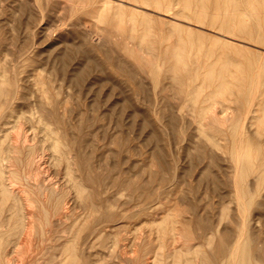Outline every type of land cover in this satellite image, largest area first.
<instances>
[{
  "label": "bare ground",
  "instance_id": "6f19581e",
  "mask_svg": "<svg viewBox=\"0 0 264 264\" xmlns=\"http://www.w3.org/2000/svg\"><path fill=\"white\" fill-rule=\"evenodd\" d=\"M41 3H43V0H33V6L38 10L37 12H42ZM68 5L70 11L72 10L71 13L77 11L79 13L80 11V13H84L92 18L95 28L102 30L101 37L109 45H112V49L110 51L109 49L107 50L108 53L106 54L105 61L110 64H116L115 67L123 71L124 81L129 87L127 89L130 94H127L126 97L130 104L134 106L141 105V101L137 97L141 91L147 94L146 98L149 100V106L156 107L159 103L163 106L174 105L176 107V110H174L177 112L187 111L188 116H185L191 120L188 127L194 121L193 125L197 128L199 135L196 134V136L198 138L201 137L200 140H203L204 147L208 146L206 149L214 148L212 150L215 152V148L222 149L228 147L226 153H228L229 165L225 164V166H228V169L224 167L226 178L223 183L228 186L230 198L229 203H225V205H232V207H230L231 205L229 206V210L233 208L232 213L229 214L228 207L225 205L224 207L221 206L223 208H220V212L217 211L218 213H216L215 209L217 206L214 209V205H210L211 207H208L209 211L206 214L203 209L207 208V201L204 203L199 199L200 202L197 204L193 202L196 211H198V213L194 211L196 214H192L193 217L195 216L194 221L197 227V234L191 233V230L189 231L187 228L182 231L180 230V233L173 225L163 224L162 226H158V231L162 230L159 233H164V235L161 234L162 237L159 236L161 237L160 239L163 238L160 241L162 242L160 243L162 244V246L160 245L162 248L160 247L161 250L159 252L157 250V252L154 251L153 253L155 255L159 253V259H154L155 255L153 256L150 253L151 257L145 255V257L142 256L140 258V256V259L138 258L140 264H264V249L261 247L264 246V243L261 246L259 243L255 245L254 235L253 237L251 235V231L253 232V230L250 231L251 213L255 208L264 207V200L258 199L262 188L264 190V60H260L259 55L255 54L253 55L254 57L250 58L230 59V57L226 56V53L225 55L223 54V51L220 54V48H215V45L219 43V47L231 50L232 47H235V44L224 39H219L217 36L214 37V35L210 37L208 34H205V36L199 31L192 30L187 26L184 27V25L182 26L176 22L165 20L161 16L164 15L172 19L184 20L183 22L186 21V23L187 21L190 23L196 22L197 25L209 26L215 29L217 33L229 38H237L238 41L239 39L245 40L247 42L242 41L245 43L252 41L256 44L264 45V0H83V2L80 1L79 3L72 1ZM140 8L151 9L161 14V17H151L150 14ZM162 24L171 26L173 32L177 31L175 32L176 35L173 32L171 33V31L164 32L158 26ZM29 32L26 34L23 32V34L27 35ZM112 33H114L113 36ZM46 34L45 36H47ZM83 35L79 46H70L68 43L69 46L66 45L67 48L64 47V49L66 48L65 50L61 52L59 50L56 54L58 55L57 58L61 59L64 63L68 60L69 63L75 55L85 56V58H81L86 59L84 60L87 65L85 67L90 70L96 66L95 62L97 61L93 57L94 48L88 44L87 32ZM61 36L64 35L62 34ZM13 38L12 40H14ZM46 38L49 39L48 37ZM57 38H59L58 35ZM194 38L198 39V41L193 44L191 41ZM7 39L0 36V264H106L105 262L108 260L103 255L106 254L107 256L108 252H111L109 254L112 255L115 251H118L116 247L124 245L119 243L122 238L120 237L119 239L118 236L120 234H116L117 236H115L113 232V241L111 240V248L113 250L110 251V247L108 250L106 247L109 234L107 228H114L112 231H118L117 233H119L122 230L118 228L120 222L124 223L125 218H131L134 215L136 216V214L147 212L148 207L141 206L139 209L136 207L139 211L131 213H128L123 207L122 209L125 213H121L120 206L118 207L119 209L117 208L119 211L116 209L119 202H117L118 194L122 190V187L121 190L119 189L121 181L115 177L114 169H116V165L114 163L110 168L106 166V169L102 168L100 150L102 147L107 150L108 146L111 151L116 153L119 146H116V142L113 139L114 136L112 138L110 136L109 138L107 137L109 141L107 140L108 144L106 143V147L104 146L105 144L101 145L102 141L100 142L99 133L102 132L100 130L103 128V125H99L100 120L94 115L97 113H92L94 111L92 103L95 102L90 101L91 105L88 106L86 101V103L82 102L83 100L81 101L78 94L82 92L83 87L82 89L79 87L81 89L79 93L75 89L77 96L71 93L74 90H66L63 84H67L69 81L64 79L67 82L63 84H61L62 82L56 83L57 80L50 77V72L44 66L47 64V60L44 59L45 63L41 60L42 57L38 58L39 54L35 50H31L33 46L31 49L29 46H27L28 48H23L24 45H21L22 48L21 46H19L20 48H16ZM24 39L22 40L23 44L25 42ZM31 39L29 41H32ZM201 39H207L210 42L213 40V47L208 48L206 44L202 43ZM36 40L38 41V39ZM187 40L189 41L187 42ZM18 42L20 43V41ZM63 42L60 43L63 44ZM36 46L38 47L39 45L37 44ZM94 56L96 57V54ZM76 58L74 59H79ZM106 65L105 67H108V64ZM46 66L48 68V64ZM80 69L85 70L82 67ZM86 72L89 73V71ZM79 81L83 80L79 79ZM85 87L89 89L87 86ZM112 88L113 86L111 90H113ZM127 89L125 88L124 90L128 91ZM96 91H100V88L99 90L96 89ZM93 92L90 91V93ZM96 94L98 95V93ZM101 95L103 96V94ZM233 101L236 104H232L233 109L228 110ZM217 105H220V108L225 107L226 110L223 109L226 115L229 113L226 111L233 110V115L231 117L227 115V117L220 112L221 115H219L221 117L217 116V113H215ZM144 106L145 104L143 108ZM88 107L92 109H90L92 112L89 111ZM109 108L105 110L110 111ZM146 108L145 111H150V107ZM151 113L155 115L154 112ZM150 114L147 112L145 115L148 120L152 119V114ZM172 114L171 117L175 115ZM145 117L144 120H146ZM182 118L180 117V120ZM165 119H170V117L167 118L165 116ZM175 119H178V117ZM110 120L112 121V118ZM195 121H197V124ZM245 121H247V124ZM153 123L155 122L153 121ZM156 123L154 126H157ZM219 123H225L227 127L221 130L218 125L224 127L225 124ZM164 124L162 125L165 126ZM173 124L175 123L173 122ZM179 124L181 123L179 122ZM183 124L185 125L186 122H183ZM247 125L251 129L252 134L250 133V135V131L247 132L248 134L246 133V129H248L246 128ZM251 125H254V129L249 127ZM156 128L154 127L153 129ZM158 128L161 127L158 126ZM109 129L103 131L104 140L105 131ZM162 130L164 129L162 128ZM169 132H172V130ZM188 132L191 133L190 131ZM163 134L165 136V133L162 131ZM222 137H225L224 139H227L228 143H221ZM157 138L158 136L154 139ZM195 139H193V142H195ZM193 144L196 146L197 143ZM187 146L189 145L187 144ZM197 146L196 149L199 151ZM180 149H178L179 152L181 151ZM122 151L125 153L127 150H124L123 147ZM104 153L106 155L105 151ZM187 153L192 154L190 151ZM196 153H194L193 157L199 154V152L198 154ZM131 154L129 155L131 156ZM191 154L189 155L191 156ZM207 154L210 155L208 152ZM115 155L117 157V154ZM132 155H135V153ZM179 155L181 157V154ZM111 156L113 155L111 154ZM115 157L112 158L115 160ZM214 158H216L215 160L219 159L217 157ZM105 159L107 157L103 161ZM159 159L156 161H159ZM167 159H163V162ZM196 159L198 160L197 157ZM196 159L195 157L193 158L194 161ZM200 159L202 158H199V161H201ZM160 161L162 162V159ZM121 162L123 163L122 160ZM122 163L119 164L123 165ZM156 164L153 165L158 166ZM153 165L151 166L153 167ZM131 167L134 166L131 165ZM197 167L199 168L200 166L197 165ZM151 168H148V171ZM118 169L120 170V168ZM157 169L159 168L157 167ZM202 170H206V167ZM150 172H148V176L143 175L149 178ZM174 172L169 173L172 174ZM160 175L159 178L161 179ZM174 175L172 174V176ZM172 176L170 177L171 179ZM183 177L185 178L186 176ZM163 178L164 176L162 177L164 184L171 180L169 178L167 180L165 176L167 180L165 183V178ZM250 178H252L253 184L249 183ZM188 181L186 180V184ZM122 183H125L132 191L145 188L142 184L130 182L128 179H124ZM168 184L169 182L167 186L170 185ZM117 185V191H120L116 194L113 190H115L114 188ZM150 189L140 194L144 204L150 203L151 200H154L153 198L160 197V193L163 190L160 189L161 191L157 192L158 188L157 191L154 190L155 192H152ZM166 190L168 191V189ZM192 190H195V188ZM122 194L125 196L127 193L124 194L122 192ZM170 194H173V192ZM189 194L187 197H189ZM128 197L127 195L125 200L129 202L130 197L129 199ZM215 199L217 200L218 198ZM204 200H206V197ZM212 201L214 202V199ZM212 201L209 203L211 204ZM125 204L127 205V202ZM77 205L84 208L82 212L74 211V207H77ZM124 208L126 209V206ZM200 209L204 212L203 214ZM189 213L191 214V212ZM188 216L190 217L189 214ZM188 216L184 215V218L186 217L187 219ZM184 218L182 219V224L183 220H185ZM122 219L124 221H121ZM192 221L191 217L189 221L188 219L185 220L181 229H184L187 224L191 229V225L189 224ZM254 226L256 227V225ZM192 229H194V226ZM146 235L150 236V234ZM165 235L170 238L169 241L171 240L167 244L168 247L167 245L164 246L166 243H164ZM137 237L139 236H136V240ZM109 238L112 239L110 236ZM146 240L143 239V242H146ZM122 241L123 239L121 243ZM135 242L137 241L133 243ZM140 243L142 244V240ZM150 245L148 247H151ZM166 247L167 249H165ZM106 248L108 252H106ZM90 254H95V256L92 258ZM134 254L137 256L135 252ZM114 255L115 253L113 257ZM118 255L117 257L115 256L116 259L119 257ZM118 261L117 263L120 264Z\"/></svg>",
  "mask_w": 264,
  "mask_h": 264
},
{
  "label": "rangeland",
  "instance_id": "374dc122",
  "mask_svg": "<svg viewBox=\"0 0 264 264\" xmlns=\"http://www.w3.org/2000/svg\"><path fill=\"white\" fill-rule=\"evenodd\" d=\"M10 1L9 0H6V1L5 0H0V33H1L0 36L3 37V38H5V39H7V37H10L7 40L8 41H11V43L16 48H20L19 46H21V45L23 46L24 45L23 48L29 46V48L31 49V47L33 46L31 50H35V52H37L39 54V57L38 58H41L42 57L43 59L41 58V60H43L45 63H46V61L44 59L47 60L48 68L46 66L47 64H45V63H44L45 64L44 66L46 67V70H48L50 72V74H51L50 77H52V79L57 80L56 83L57 82H60V83L62 82L61 84H63L65 82L69 81V82H67V84L66 83L63 84V86H65V89L66 90L67 89H69L70 91L71 90H74L73 92L71 91V93H73V94H75L77 96V94H76L77 90H78L77 93H79L81 91L82 87H83L82 92H80V94H78L80 96L81 101L83 100L82 102H84V103L87 102V105L88 106L91 105L90 104V101L91 102H93V101L95 102V103H92V105H94L92 107L94 111L92 112L91 111L92 109L90 107H88V109L93 114L94 113H97V114H94V115H96V117L100 120L99 125H103V128H102L103 130L101 129L100 131H102V132L99 133L100 134L99 135L100 142L101 141L103 142V143L101 142V145L102 144H105L104 146L106 147L107 146L106 143L108 144V141H109V139H108L109 136H110V138H112L114 136L113 139L116 142V146H119L120 147V148L117 147L118 152H116V153L114 151H111V149H109L108 146H107V150L104 147H102V149H104V150H102V149L100 150V153H101V155H100L101 156L100 162L102 163L101 164L102 165V168L103 169H106V167L110 168L111 165H113V163H114V165H116V169H114V171H115L114 172L115 177H117L121 181V183H119V189L121 190V187H122V190L121 191L120 190L117 191L118 185L115 186V188H114L115 190H113L114 193H116V194L119 193V191H120V193L118 194L119 197L118 198L116 197V198H117V202L119 201L118 204L120 202L122 203V206H121V203H120V205L117 204L116 209L120 206V209H121L120 212L121 213L123 212V209L126 210L128 213H131V212H137V211H139L137 209H139V207H141V206L148 207L147 208V210H148L147 212H144V213H141V214H136V216L134 215L131 218L130 217L129 218H125L126 220H125L124 223L123 222H120L119 225H118V228L119 229H122V230H120L119 233H117L118 231L117 232L116 231H112V230H114V228H111V229L110 228H107L109 234H108V240L106 241V247L108 248V250H109V247H110V251L113 250L111 248L112 247V245H111L112 243L111 242L113 241V237H114V235H112L113 232H114L113 234H115V236H117L118 234L121 235V236L119 235L118 237H119V239H120V237H122L121 240L123 239V241L121 243V240H120L119 243L120 244H124V245H119L118 248L116 247V250H118L119 252L117 251L118 252L117 253L115 251L114 252L115 253L114 257H113V254L114 253L112 255H110L109 253H111V252H108V250L106 248V252H108V254H107V256H106V254H104L103 256H104V258L106 257V259L108 261L105 259L107 261L105 263L106 264H109V263L118 264L117 261L120 259L118 261L120 264H140L139 259L142 258V256L145 257V255H146L147 257H151V254L154 256L155 253H153V252L154 251L157 252V250L159 252V250H161V248H162L161 247L162 244H160L162 242H160V241L163 238L162 239H160V238L162 237L161 234L164 235V233H159V231H162V230H159L158 231V226H162L163 224L175 226L180 233H181L182 230H185L187 228V230H189V231L191 230V233L197 234V227H196V223L194 221L195 220V216L193 217L192 214H194L195 212L198 213V211H196L194 203L197 204L198 202H200L199 199H201V202H204V203H206V201H207V203H206L207 204V208L203 209V211L206 213L207 211H209L208 207H211V206L214 205L213 208L215 209L216 206H217V208L215 209V212L218 213L224 207L225 203H229V201H230L228 186H227V184L223 183L224 180H225V178H226V170L225 169H228V166H225V164L226 165L228 164V153H226L228 151V147L222 148V149L215 148V152L213 151L214 148L206 149L208 146H205L204 147L203 146V140H200L201 137L198 138L199 135H198L197 128L194 127L195 125H193L194 121H192V124H190L189 127H188V124L191 123V120H190V118L188 119V117H186V116H188L187 115V111L186 112L185 111L184 112L183 111L182 112L181 111H178L177 112V111H175L176 110V107H174V105H171V106L170 105H166V106L164 105L163 106L162 104L159 103V105H157L156 107L155 106L154 107L153 106H149V100H147L148 98H146L147 97V94L144 93V92H141V91L137 95V97H139L138 99L141 101V105L139 103V105L141 107L140 106H134V105H132V104L129 103V101L127 100V97H126L127 94H130L129 93V90H128L129 87L126 85L127 83L124 81V77H123V74H122L123 71L122 70H118L115 67L116 64H113L112 63L113 64L112 65L110 63H107V61H105L106 60L105 59L106 58V54L108 53L107 50L109 49V51H110V49H112V45H109L104 40V38L101 37L102 36V30L95 28V26L93 25V21L94 20L92 18H90L89 16H87L84 13H80V11H79V13H78V11L77 12H74L75 14L73 12L71 13L72 10L70 11V8H69V5H68L69 3H71L72 1L79 3L80 1L83 2V0H78V1L77 0L76 1L75 0H72V1H70V0H49V1L48 0H43V3H41V7L43 8L42 9V12L40 11L41 13L40 12H37L38 10H36L34 8V6H33V0H10ZM46 1H48V2H46ZM125 4L128 5L127 3H125ZM30 6H32L33 8L30 7ZM31 8L32 9H35V10H32ZM140 9L143 10V11H145L146 13L150 14L151 17L152 16L153 17H157V16H160L161 15L158 12L156 13V12L152 11L151 9L150 10H148L146 8H140ZM161 16L165 20H169V21H172V22L179 23L182 26L184 25V27L187 26L190 29L199 31L200 33H202L204 35L205 34L206 35L208 34L210 37L214 35V37L217 36L219 39H224V40L229 41L230 43L235 44V47H232L231 50L230 49L228 50L225 47H219V45H220L219 43H217L215 45V48H220L221 51L220 52L218 51L220 54L223 51L224 52L223 54L225 55V53H226V56L227 57H230V59L231 58L234 59V60L235 59H242L243 57L244 58L245 57H249L250 58V57H254L253 55L255 54V55H259L260 60L261 59L264 60V45H261V44L259 45V44H256L255 42H252V41H250V42L248 41V43H245L247 41L241 40L239 38H238L239 41L237 40V38L236 39H233L232 37L229 38L227 36H224L223 34L221 35L220 33H217L215 29L210 28L209 26L206 27L205 25H203V26L202 25L201 26L200 25H197L196 22H191L190 23L189 21H187V23H186V21L183 22L184 20L172 19L171 17L164 16V15H161ZM158 26L160 28H162L164 30V32H168V31L169 32L171 31V33L173 32L171 30L172 29L171 26H168L167 24H162V25H158ZM29 30H30V32H29ZM61 30H64V31H61ZM209 30H211L212 32L209 31ZM23 32L25 34L27 32H29V33L27 35H25V34H23ZM33 32H35V33H33ZM46 32H47V34H46ZM85 32H87V35L86 36H87L88 44L90 46H92L94 48L93 51H95V52H93V57L96 58L95 61H97V62H95L96 63V66H94L95 69L93 68V69L88 70L87 67H85L87 65L85 64L86 61H84V60H86V59H83V58H85V56L83 57L82 55H77V56L75 55V56H73L72 59H74L76 57H78L79 59L76 58L78 60H75L74 59V61H72V59H71L69 63H68L69 60L64 63V62L61 61V59L57 58L58 55L56 53H58L59 50L61 52V51L65 50L67 48V46H69V45L70 46L71 45L72 46H79L80 43H81L80 39L83 38V36H84L83 34H85ZM175 32H177V31L175 30L173 32V34L176 35ZM11 33H13V34H11ZM29 34H32V35H29ZM45 34L47 36H45ZM56 34L59 36V38H57V35ZM62 34L64 36H66V37L61 36ZM72 35H73V37L71 38ZM113 35H114V33H112V36ZM26 36H27V39H26ZM44 36H45V38H44ZM52 36H54V37H52ZM11 37L12 38L13 37H16V38H13L14 40H12ZM18 37L20 38V40H19ZM31 37H33V39H31ZM46 37H48L49 39H47ZM118 37H120V36H118ZM23 39L25 41L24 44H23V41H22ZM30 39L32 41H29ZM36 39H38V41ZM42 39H46V40H42ZM55 39H56V41L59 39V41H57V43H56ZM113 39H114V37H113ZM201 40H202V43L203 44H206L208 48L209 47H213L212 46L214 44L213 40L211 42L209 40L207 41V39H201ZM18 41H20L21 44ZM27 41H29L28 42L29 44L27 43ZM188 41L189 40H187V42ZM197 41H198V39L194 38V40L191 41V43L194 44V43H197ZM242 41H245V42H242ZM13 42H15L16 44L13 43ZM60 42H63V44L60 43ZM68 43H69V45H68ZM18 44H20V45H18ZM37 44L39 45L38 46L39 48L36 46ZM56 44L57 45L58 44L59 45L61 44L60 45L61 47L59 45L57 47ZM22 46H21V48H22ZM255 46H257V47H255ZM64 47H66V48L64 49ZM34 48H36V49H34ZM53 48L56 49L57 51L55 50V52H53L54 51ZM44 51H46L45 54H44ZM95 54H96V57L94 56ZM51 55H52V58H51ZM54 55H55V57H54ZM81 57H83V58H81ZM50 64H52V65H50ZM77 64H79V66H77ZM106 64H108V67H105V66H107ZM81 67L83 69L85 68V70L80 69ZM55 68H57V69H55ZM66 69H68V70H66ZM86 71H89V73L86 72ZM90 71H94L95 73L94 72H90ZM93 73H94V75H93ZM56 75H58V76H56ZM74 75H76V76H74ZM85 75H86L87 78L84 77ZM109 76H110V79H109ZM78 77H80V78H78ZM64 79L67 80V81H65ZM79 79L80 80H83V81L80 82ZM96 82H97V84H96ZM79 84H80V86H79ZM94 84H96V85H94ZM74 85H76V86H74ZM71 86H73V87L71 88ZM85 86H87V88H89L90 90L89 89H86ZM91 86H93V87L95 86V87L93 88ZM112 86H113V88H112L113 90H111V87ZM99 88H100V91H96V89L99 90ZM125 88L126 89L128 88L127 89L128 91L124 90ZM75 89H76V92H75ZM106 89H108V90H106ZM88 90H89V92H88ZM90 91L91 92L94 91V92L93 93H90ZM85 93H86V95H85ZM95 93H98V95L97 94L95 95ZM100 93L103 94L105 100L103 99V96ZM83 94L86 97H84ZM91 96H92V98H91ZM143 101H144V103H142ZM234 103L235 102L233 101L230 104V108H228V110H230L231 108L233 109V107L231 105L234 104ZM142 104L143 105L145 104L144 108H143V105ZM146 104H147V106H146ZM109 107H111V108H109ZM146 107H150V111H145V109H147ZM218 107H219V109H218ZM96 108H98L97 110H99V111H97ZM106 108L107 109L109 108L110 111L109 110L106 111L107 110ZM168 108H170V109L168 110ZM171 108H173V109H171ZM223 108L225 109V107L220 108V105L219 106L217 105V108H215V113H217V116H220L221 113L224 114V116H227V115L229 116L230 115L229 117H231V115H233V113H234L233 110L226 111V112H229L226 115ZM234 108H235V106H234ZM216 109H217V112H216ZM161 111H164L165 113L164 112H161ZM147 112H148V114H150L151 112H154L155 115H153V113H151L152 114V117L151 118L153 120L150 119L151 120L150 121V120H148L145 117V115H146ZM172 112H174L173 114H175V115H173ZM101 113L104 114L103 117H101L102 116ZM171 114L173 115L172 117L176 116V117H178V119H175L176 117L172 118L171 117ZM164 115L167 116V118L170 117V119H173L175 121H172V120L170 121V119H167L166 120ZM153 116H154V118H153ZM144 117H145L146 120H144ZM180 117L181 118L184 117V118L181 119L182 122L180 120ZM110 118H112V121L110 120ZM160 118H161V121H160ZM185 118H187L188 120L185 119ZM107 120L110 121V122H108ZM162 120H164V121H162ZM178 120H180V121H178ZM153 121L155 123L157 122L156 123L157 126H154L155 123H153ZM145 122L147 123V126H146V123ZM149 122H151V123H149ZM173 122L175 124H173ZM179 122L181 124H179ZM183 122L184 123L186 122V124L185 125L184 124L182 125ZM196 122L197 121H195V123ZM245 122L247 124V121H245ZM225 123H219V124H223L224 125ZM227 123H229V122L227 121ZM162 124H164L165 126H163ZM167 124H168V126H167ZM226 125L227 124H225L224 127L221 126V125H220L221 126L220 127L218 125V127L221 130H224L225 127H227ZM151 126L153 128L154 127H157V128L156 129H153ZM158 126L161 127V128H158ZM172 126H174V127H172ZM180 126H182L183 128L180 127ZM185 126H187L188 129H190V130H188L187 127H186V129L188 131H190L191 133H189L185 129ZM249 127H252L254 129V125H251ZM109 128H111V129H109ZM162 128L164 129L162 131H163V133H165V136H164V134L162 135V131H161ZM166 128H168V129H166ZM169 128H171V129H169ZM173 128H174V130H173ZM246 128H248V125L246 126ZM107 129H109V130L108 131H105L106 133H105V140H104V134H103L104 132L103 131L104 130H107ZM177 129H179L178 130L179 132L177 131ZM180 129L182 130V132H181ZM183 129H185V130H183ZM253 129H252V131H253ZM166 130H167V132H166ZM171 130H172V132H169ZM250 130H251L250 128L246 129V133L248 131H250ZM183 131L184 132L186 131V132L184 133ZM168 132L170 133V135H169ZM187 133H189L188 134L189 136L187 135ZM250 133H251V131L249 132V135H250ZM179 134L180 135L182 134L181 135L182 138L180 137ZM196 134L198 136H196ZM102 136H103V138H101ZM157 136H158V138L157 139H154ZM192 137H193V139L196 138L194 140L195 142H193ZM224 138L225 137H222L221 138V141H222L221 143H228L227 139L225 140ZM196 140H198V141L196 142ZM225 141H227V142H225ZM191 142L197 143L196 146L197 145L199 146V147L197 146V148H199V151H198V149H196L195 144H193ZM167 143H169L168 144L169 146L167 145ZM201 143H202V145H200ZM172 144H174V145H172ZM180 144H181V146H180ZM187 144L189 146H187ZM130 145H131V147H130ZM178 145H179V147H178ZM190 145H191V147H190ZM204 145H205V143H204ZM122 146L124 147V150H127V151H125L126 155H125L124 151H122L123 150V147ZM176 146H177L178 149H180V147H181V149H180L181 151L180 152L176 148ZM185 146H186V148H184ZM168 147H169V149L171 151L168 149ZM182 147H183V149H182ZM132 148H134V149H132ZM192 148H193V150H192ZM159 150L162 152V154H161V152ZM104 151L106 152V155H105ZM121 151H122V153H121ZM131 151H133V152H131ZM175 151H176V153H175ZM189 151L192 152V154L191 153H187ZM203 151L206 152V153H204ZM128 152H130V153H128ZM171 152H172V154H171ZM184 152H186V153H184ZM198 152H199V154H198ZM207 152L210 153V155L207 154ZM216 152H217V154H216ZM119 153H121V154H119ZM123 153H124L125 156L123 155ZM131 153L132 154L135 153V155H132ZM194 153L198 154V155L195 154L196 156H194L195 159L197 157L198 160L197 159L195 161L193 160ZM203 153H204V155H202ZM111 154L113 156H111ZM115 154H117V157H115L116 156ZM129 154H131V156ZM179 154H181V157H180ZM185 154H187V156H185ZM189 154H191V156ZM211 156H213V157H211ZM103 157L104 158L107 157V159H105L103 161V159H104ZM112 157H115L117 160L116 159L114 160V158H112ZM188 157L191 158V160H189ZM214 157H217V159L218 158L219 159L218 160H215L216 158H214ZM199 158H202V159H200L201 161H199ZM213 158H214V160H213ZM157 159H159V161H156ZM161 159H162V162L160 161ZM163 159H167L168 161L170 160L169 161L170 163L167 160H165V162H163ZM119 160H120V162H119ZM121 160L123 161V163L121 162ZM152 161H153V164H156L158 162L156 164L158 166H154L152 164ZM189 161H191V162L189 163ZM106 162L107 163L110 162V163L107 164ZM214 162H215V165H214ZM103 163L106 164V165H104ZM119 163H122L123 165H121ZM135 163H136V165H135ZM163 163H164V165H163ZM193 163H195V164H193ZM211 163L213 164V167H212V164ZM130 164L133 165L134 167H131ZM191 164H193V165H191ZM107 165H109V166H107ZM151 165H153V167L155 169ZM190 165H191L192 168L190 167ZM197 165L200 166L199 168H201V169H199L197 167ZM118 166H120V167H118ZM157 167L159 169H157ZM205 167H206V170H202V169H205ZM221 167H223V168H221ZM224 167H226V168L224 169ZM117 168H120V170L118 169L119 170L118 171ZM127 168H129V169H127ZM135 168H136V170H135ZM140 168H142L143 171ZM148 168H151V170L149 169V171H151L149 173V178L148 177H145V175L148 176L147 175L148 172H149L148 171ZM185 168H187V169H185ZM220 169H221V173H220ZM161 170H162V173L163 174L161 173ZM121 171H123V172H121ZM146 171H147V173H146ZM166 171H169L170 173L175 171L174 172L175 175H174V173H172L174 175V176H172V174H170L169 172H166ZM176 172H177V174H176ZM135 173H136V175L137 174H139V175L136 177ZM141 174H142V176H141ZM143 174H145V175H143ZM160 174H162V175H160ZM154 175H155V177H154ZM159 175L161 176V179L159 178ZM170 175L172 176V179L170 178L171 177ZM163 176H164V178L166 176L167 180H168V178L171 179V180L168 181L169 184H170V185L168 184L169 186H167V183L168 182L166 183V181H167L166 178H165V181H164L166 184H164L162 182V177ZM181 176L182 177L183 176H186L187 179H185L186 177L185 178L183 177V180H182V177ZM192 176H193V178H192ZM141 177H143L142 180H141ZM156 177L158 178V180H157ZM137 178H139V180H137ZM144 178H145V183H144ZM124 179H128L130 182H134V183H137V184H142L143 186H145V188L139 189V190H136V191H132V190H130L126 186L125 183H122L124 181ZM149 179L150 180L152 179V180L150 181ZM216 179H218V180H216ZM140 180H141V182H140ZM159 180H160V182H159ZM178 180H179V182H178ZM186 180L187 181L188 180H191V181H188V182H190L191 184H193V183L194 184L192 186H190L191 185L190 183L187 182V184H186ZM148 181H149V184H148ZM252 181H253L252 178H250L249 179V183L250 184H253ZM205 182H206L207 185L205 184ZM207 182L209 183V186H208V183ZM210 184H211V186H214V187H211ZM152 185H154V186H152ZM172 185H175V186H172ZM202 185H204V186H202ZM171 186H172V189H171ZM208 187H209V189H208ZM194 188H195V190H192ZM203 188H205V189H203ZM147 189L152 190V192L157 191V189H158L157 192H160L161 191L160 189H163V190L160 193V197L153 198L154 200H151L152 204H151V202L148 203V204H144V202L142 201V198H141V195L140 194L143 193L144 191H147ZM166 189H168V191ZM191 190H192V192H190ZM163 191H165V192L163 193ZM122 192L124 194L125 193H127V194H125V196H124L122 194ZM172 192H173V194H170ZM165 193H167V195H165ZM199 193H201V194H199ZM188 194H189V197H187ZM261 194H263V195L260 196ZM121 195L123 197L122 199H121ZM127 195L130 197V200H129V202H131L130 204H129L128 200H125V197H127ZM195 195H197V196L195 197ZM260 195L258 196V199L259 200H264V190H263V188L261 190ZM168 196H170L169 197L170 199L168 198ZM184 196H185V198H184ZM129 197H128V199H129ZM205 197H206V200L203 201V199H205ZM215 198H218V199L216 200ZM213 199H214V202L212 201ZM191 200H192V202L190 203ZM157 201H159V202H157ZM161 201H162V203H161ZM210 201H212L211 204L209 203ZM126 202H127V205L125 204ZM124 205L126 206V209L124 208L125 207ZM219 205H220V207H219ZM221 206H223V207H221ZM225 206L228 207L229 214L232 213L233 208L232 209L230 208V210H229V206L227 204ZM77 207H78V209H77ZM77 207L76 206L74 207V211H76V212H82L83 209H84L80 205H77ZM79 207H80V210H79ZM122 207H123V209H122ZM136 207H137V209H136ZM230 207H232V205ZM185 209H187L189 212H191V214L187 210H185ZM200 211H201L202 214L204 213L201 209H200ZM184 212H185V214H184ZM123 213H125V211ZM188 214L193 219V221L191 222V224H189V225H191V229H190V226H188V224L185 226L184 229H181L183 227L182 225L184 224L185 220L188 219V221H189V218L190 217L188 216ZM142 215H144V216H142ZM184 215L188 216L187 219H186V217L184 218ZM183 218L185 220H183V224H182V219ZM250 219H251V222H250V231L253 230V232L251 231V233H252L251 235H252V237L254 235L255 245H258V243H259L260 246H261L264 243V207L263 208H255L254 211L251 213ZM121 221H124V219H122ZM256 221H257V223H256ZM251 223H252V225H251ZM192 225L194 226V229H192V227H193ZM254 225H256V227ZM253 226H254L255 229L253 228ZM260 228H261V232H260ZM109 230H111L112 232L109 231ZM146 234H150V236L148 237V235H146ZM141 235H142V237H141ZM109 236L112 239H110ZM136 236H139V237H137V240H136ZM146 236H147L148 239L146 238ZM159 236H161V237H159ZM166 236L167 235H165V238H164L165 239L164 243L166 242L164 246H166L167 244H169L168 242L171 241V240L169 241L170 238H168V236L167 237ZM138 238L139 239L141 238L140 241H139ZM143 239H145V240L147 239L146 242H149L150 241L151 243L150 242L149 243H146L145 241L143 242ZM141 240H142V244L140 243ZM134 241H137L138 243L137 242L133 243ZM130 244H131V247H130ZM108 245H111V246H108ZM148 245H150L151 247H148ZM167 247H168V245H167ZM167 247L165 249H167ZM261 247H263V249H264V246H261ZM136 248H138V249L136 250ZM133 249H134V251H133ZM150 250H152V251L150 252ZM145 251H147V252L145 253ZM134 252L137 254V256L134 254ZM117 254H119L118 255L120 257V258L118 257L119 259L118 258L116 259ZM90 255H91L90 257H92V258L95 256V254H90ZM109 255H110V259H109ZM153 256H152V258H153ZM112 257L115 258L116 260L113 259ZM154 259H159V253H156V255L154 256Z\"/></svg>",
  "mask_w": 264,
  "mask_h": 264
}]
</instances>
